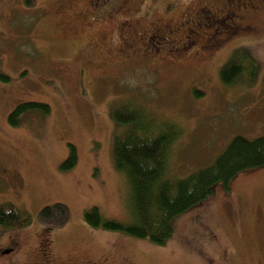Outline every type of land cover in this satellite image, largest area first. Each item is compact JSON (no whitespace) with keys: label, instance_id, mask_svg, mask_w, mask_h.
Here are the masks:
<instances>
[{"label":"rangeland","instance_id":"1","mask_svg":"<svg viewBox=\"0 0 264 264\" xmlns=\"http://www.w3.org/2000/svg\"><path fill=\"white\" fill-rule=\"evenodd\" d=\"M224 2L118 0L109 11L104 0H0V204L31 219L1 232L0 264H40L42 252L53 264H264V166L236 174L227 189L216 185L173 219L163 244L92 227L83 216L97 207L103 218L133 221L128 177L112 155L126 129L111 117L118 106L176 124L173 179L211 164L234 136L264 135V22L225 35L194 15ZM129 43L134 51L124 55ZM240 47L257 72L224 85L219 68ZM29 101L50 112H27L11 126L10 112ZM68 144L77 160L62 170ZM57 203L67 219L41 223L40 209Z\"/></svg>","mask_w":264,"mask_h":264},{"label":"trees","instance_id":"2","mask_svg":"<svg viewBox=\"0 0 264 264\" xmlns=\"http://www.w3.org/2000/svg\"><path fill=\"white\" fill-rule=\"evenodd\" d=\"M24 3L32 6L33 0H24ZM177 48L185 50L183 46ZM251 56L245 48L235 49L219 68L220 81L227 86L239 80L251 82L258 68ZM1 79L8 78L2 76ZM201 94L193 90L194 97ZM30 111L47 115L50 107L42 102L20 103L8 115V123L16 126L20 115ZM111 117L117 125L126 126L125 131L114 138L112 155L115 167L128 177L133 221L123 223L103 218L97 207H91L83 216L92 227L118 230L154 244H163L173 231V219L206 199L216 185L221 184L227 189V183L236 174L264 166V135L252 140L237 135L211 164L183 179L168 178L169 145L180 133L176 124L157 121L136 104L114 108ZM68 147V157L59 166L62 170L71 168L77 160L75 147L71 144ZM67 217V208L58 203L44 206L38 212V220L43 224L62 223ZM30 222L31 219L23 216L12 202L0 204V234L4 229Z\"/></svg>","mask_w":264,"mask_h":264},{"label":"flooded vegetation","instance_id":"3","mask_svg":"<svg viewBox=\"0 0 264 264\" xmlns=\"http://www.w3.org/2000/svg\"><path fill=\"white\" fill-rule=\"evenodd\" d=\"M104 1L108 3L109 6L106 7L107 10L110 11L117 6L115 4V1L118 0ZM224 3L220 6H203V8L199 9L198 12L195 11L196 13L194 12V15L202 12L204 15L200 14L199 19L204 20L206 27H208V25L223 26L221 31L225 35H230V30L234 27L237 28L236 31L246 27L251 30V26L253 23H256V19L260 20V22H264V18H261L264 17V0H225ZM116 13L117 12H115L114 15H116ZM194 15L192 17H196ZM195 20H193L192 22H194ZM211 36H215V33H209V37L207 39H210ZM201 39L202 38H200V40ZM181 46H183V49L187 47L186 45H183V43H181ZM129 51H134V46L131 43H129L128 47L124 49V55H126ZM51 260L52 256L50 253L42 252L39 263L42 261L40 264H53Z\"/></svg>","mask_w":264,"mask_h":264},{"label":"water","instance_id":"4","mask_svg":"<svg viewBox=\"0 0 264 264\" xmlns=\"http://www.w3.org/2000/svg\"><path fill=\"white\" fill-rule=\"evenodd\" d=\"M6 252H8V251H6Z\"/></svg>","mask_w":264,"mask_h":264}]
</instances>
